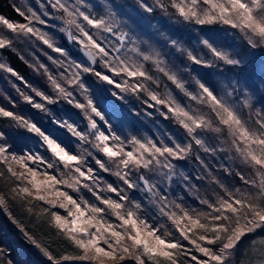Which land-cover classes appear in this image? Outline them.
I'll return each instance as SVG.
<instances>
[{
  "label": "snow or ice",
  "instance_id": "6c2138e0",
  "mask_svg": "<svg viewBox=\"0 0 264 264\" xmlns=\"http://www.w3.org/2000/svg\"><path fill=\"white\" fill-rule=\"evenodd\" d=\"M33 2L0 13V75L23 85L0 106V210L49 217L59 252L21 228L48 264H264V237L237 259L264 232V74L228 42L264 49V0ZM110 101L169 127L125 135Z\"/></svg>",
  "mask_w": 264,
  "mask_h": 264
},
{
  "label": "rangeland",
  "instance_id": "374dc122",
  "mask_svg": "<svg viewBox=\"0 0 264 264\" xmlns=\"http://www.w3.org/2000/svg\"><path fill=\"white\" fill-rule=\"evenodd\" d=\"M16 3L28 4L31 3L33 7H36L33 0H15ZM131 2V0H129ZM135 15V13H133ZM159 15V14H158ZM154 16L151 18H146L144 20H140L139 23L143 26V28L146 31H149L148 28L149 23L151 24H157L161 16ZM13 20H19L18 18H12ZM57 39L60 43L64 44L63 41L60 39V35H58ZM229 44L233 46V48L237 51H240L242 53L247 52V65L242 68L243 74L251 76L253 78H258L261 74H264V49H255V50H248L243 42L239 39L238 35L233 34L229 37L228 40ZM68 49H70V46L73 47L71 44L65 45ZM54 55V54H53ZM237 71H241L240 69H237ZM150 111V110H149ZM158 115V114H157ZM135 125L133 132L130 130L125 133L127 134H137V135H155L157 133V129L160 130H167L169 127L168 123L164 121L162 118L157 119L156 116L153 117H145L140 116L134 117ZM125 123L126 120L124 121ZM137 127V129H135ZM138 131V133H137ZM136 132V133H135ZM15 143L18 147H23L25 144L24 138H19L18 136H15ZM16 170L22 171L18 166H15ZM187 167H191V165H188ZM40 179H43V177H40ZM6 182L3 180V178H0V191H3L7 193L8 187H11V184H7V187L5 186ZM192 201L189 200V203ZM4 214V215H3ZM3 214H0V235L4 239H7L8 242L6 243H0V248H3L8 253V256L11 258L14 257L15 259L18 258L21 254L27 251H31L32 253L37 252L41 256V252L39 249L33 245L30 240L25 236L24 232L21 231V228H24L29 235L34 236L39 242L43 243H49L51 244L53 240L56 241L55 244H53V247L56 248V250L59 252L63 245L60 243L59 239L53 235V229H51L46 221L49 219L48 216H37L35 214H29L26 213L25 217L22 220V223H14V218L6 219L8 216L7 212H3ZM24 216V215H23ZM18 220V219H15ZM264 237V232L257 233L255 235H250L246 237L242 244L240 245V249L238 252V259L242 258L244 250L248 248L253 240L259 244L260 238Z\"/></svg>",
  "mask_w": 264,
  "mask_h": 264
},
{
  "label": "trees",
  "instance_id": "16d2710c",
  "mask_svg": "<svg viewBox=\"0 0 264 264\" xmlns=\"http://www.w3.org/2000/svg\"><path fill=\"white\" fill-rule=\"evenodd\" d=\"M14 3H16L15 0H0V13L4 14L7 17L18 18L19 17L18 14L13 10V7H12V5ZM158 16H160V15H158ZM60 39L63 41V43L65 45L70 46V44L66 43L62 34H60ZM69 50L72 52L73 56H79L78 50L73 49V47H71V46H70ZM6 58L10 59L12 67L16 71H18L29 83H32V84L39 86V87H42V88L45 87L44 78L42 76H40L39 74H37L33 70V68L30 67L28 64H26L24 61L17 58L15 54L8 53V54H6ZM26 59L31 60V57L26 56ZM41 59H44V58L41 57ZM45 62L47 63L46 60H45ZM246 65H244L243 67H245ZM12 81H15V78H10L9 80H5L3 75H0V106H4V107L8 108L9 110H12V106H11V104H9L8 100L5 99V95L11 96L15 99H19L15 93V90L11 86ZM15 82L18 85H20L21 87H23V85L21 84L20 81H15ZM113 105H115V112H116V116H113L114 122L118 123L120 125L124 134L129 130L131 132H133L134 125H135V121H134L135 115L129 113L127 105H123L118 101H110L106 105V107L111 108ZM60 107H63V105H61ZM137 107L138 108L141 107L138 104V102H137ZM18 110L22 111L23 113L34 112V110L30 109L29 106H27L26 104H23V103L20 104ZM117 117H119V119H117ZM125 120L127 123L124 122ZM6 123H7V121L5 119L0 118V127L5 126ZM135 129H137V127ZM137 133H138V131H137ZM18 137L21 139L24 138L22 136H18ZM110 179H114V178H110ZM10 208L12 210V217H7L6 219H9V218L13 219L14 218V219H18L22 223V220H24L23 218L25 217L27 212L22 211L20 208L16 207L15 205H10ZM3 212L6 213V211L0 210V214L1 213L3 214ZM29 217L30 216L28 213L27 218H29ZM9 220H11V219H9ZM12 221H14V220H12ZM5 242L7 243L8 240L4 239L2 237V235H0V243L4 244ZM11 259L13 261V264H48V261L46 260V258L44 256H41L37 252H35V250L33 253L31 251H27V252H24L23 254H21L18 258L15 259L14 257H12ZM237 259H238V257H237Z\"/></svg>",
  "mask_w": 264,
  "mask_h": 264
}]
</instances>
